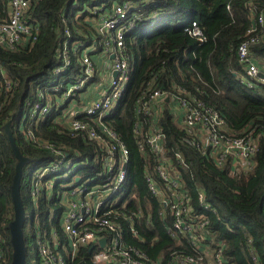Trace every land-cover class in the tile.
Segmentation results:
<instances>
[{"label":"trees","instance_id":"obj_1","mask_svg":"<svg viewBox=\"0 0 264 264\" xmlns=\"http://www.w3.org/2000/svg\"><path fill=\"white\" fill-rule=\"evenodd\" d=\"M115 1L141 4L137 11L143 17L154 11L161 14L148 28L138 25L135 31L126 35L130 81L117 108L104 118L129 152L126 196L132 198V194H136L132 203L141 201L146 214H151L149 222L147 218L135 222L142 239L131 231L128 222H122L125 241L146 250L153 259L161 256L162 264H166L176 251L194 252L187 239L178 243L165 228L166 221L144 178L145 171L153 173L147 165L150 163L153 168L159 153L149 149L143 152L140 148V144L145 148L149 146L143 136L135 134V127L141 124L145 132L150 119L143 112L137 115L135 104L142 89L156 76L159 88L184 89L216 110L233 135L261 132L252 168L234 175L230 172V163L218 165L188 144L186 132L175 123L170 112L167 111L160 120L166 133L164 154L171 156L176 168L182 170L187 189L195 196L197 186H203L208 202L216 209L206 211L210 219L208 229L214 236L213 247L225 243L224 254L233 264H264V84L256 82L247 86L240 81L244 66L237 55L239 44L247 39L246 33L256 21V18L253 21L250 8L256 15L264 12V0L30 1L26 18L40 27L37 39L17 50L0 49V85L4 83L1 68L7 71L12 84L8 94L5 87H0V236L4 240L7 264L12 260L9 224L15 211L11 185L18 160L5 125L10 124L21 152L30 159L23 168L21 198L24 210L33 209L35 242L38 232L49 237L55 229L62 235L60 216L64 206L57 193L63 186L58 184L59 181L52 182V176L39 178L35 173L55 163L63 165L66 153H55L38 140L49 141L58 147L65 144L69 159L80 158L83 164L71 177L95 176L104 169L106 155L101 151L100 143L91 139L87 131H78L76 136L58 117L64 106L38 118L32 116V109L36 102H55L57 96L62 97L70 78L81 72V54L72 52L73 44L81 43L84 47L96 43L97 52L102 50L103 38L89 20L96 15L89 9L97 5L111 8ZM5 15L6 0H0V17ZM193 21L199 24L205 40L201 41L184 29ZM256 28L259 41L251 45V52L262 64L264 29L258 22ZM66 43L72 56L70 69L56 72L57 67H62L63 57L59 51ZM78 100L81 101L80 91ZM178 155L183 157L182 162L178 161ZM26 165L32 171L27 182L24 180ZM61 174L63 171L57 173ZM71 177L68 180L72 181ZM48 182H51L49 186ZM194 207L196 212H202L196 198ZM167 222L171 223L170 218ZM24 235L28 246L25 231ZM92 247H82L79 255L68 264H92ZM27 264H30L28 249Z\"/></svg>","mask_w":264,"mask_h":264},{"label":"built area","instance_id":"obj_2","mask_svg":"<svg viewBox=\"0 0 264 264\" xmlns=\"http://www.w3.org/2000/svg\"><path fill=\"white\" fill-rule=\"evenodd\" d=\"M30 1L6 0V15L0 17V49L17 50L37 39L40 27L26 18ZM140 7L141 4L133 5L131 1H115L111 8L105 9L97 5L94 9H89L96 15L89 20L103 38L102 50L97 52L96 43L84 47L81 43L73 44L70 47L72 52L81 54V72L73 79L70 78L62 97L57 96L55 102L39 101L33 106L32 116L35 118L58 111L64 106L65 109L58 117L76 136L79 135L78 131H87L91 139L100 143V149L106 155L104 169L95 176L71 177L83 164L80 158L69 159L65 144L58 147L49 141L38 140L55 153H66V157L62 159L66 161L63 165L55 163L35 173V177L52 176V182L59 181L63 190L58 191L57 198L64 206L60 216L62 235L55 229L51 230L49 237L40 232L37 234L38 264H68L69 260H74L79 255L82 247L89 246H93L94 250L92 264H162L161 256L153 259L146 250L124 239L123 221L128 222L131 231L142 239L135 222L143 218H147L149 222L151 214H146L141 201L132 203L136 194H132V198L126 196L129 152L104 119L117 108L130 81V54L126 46V35L135 31L138 25L148 28L153 19L161 15L154 11L143 17L137 11ZM250 10L253 21L256 18L255 23L258 22L264 29V12L256 15L252 8ZM132 13L134 14L131 15ZM255 23L248 29L247 39L237 48L238 58L244 66L239 78L247 86L256 82L264 84L260 66L264 63H259L251 52V45L259 41V36L255 35ZM184 29L201 41L205 40L197 22L193 21ZM67 44L59 51L63 63L62 67L56 68V72L70 69L72 56L68 53ZM1 71L4 78L1 85L8 94L12 89L11 80L4 68ZM114 72L117 74L114 75ZM86 88L88 89L84 91ZM78 91L81 101L78 100ZM135 111L137 115L143 112L150 119L145 132L141 124L135 127V134L143 136L149 146L145 148L140 144L141 150L145 152L149 149L159 153L153 168L150 163L147 165L153 173H144L150 194L159 206L161 216L166 221L165 228L171 236L178 243L187 239L194 251L192 254L176 251L166 264H233L224 254L225 243L220 242L213 247L214 236L208 229L210 219L206 211L216 209L208 202L205 188L198 185L194 196L185 186L182 170L176 168L171 156L164 154L166 133L160 120L167 111L170 112L175 123L186 132L188 144L211 157L218 165L230 163V172L234 175L252 168V158L258 149L261 132L233 135L216 110L184 89L177 88L175 91L159 88L156 76L142 89ZM28 136L32 137V134ZM178 161L182 162L183 157L178 155ZM61 171L62 176L57 175ZM70 177L72 181L68 180ZM61 180L67 182H60ZM50 183L48 182V186ZM195 198L200 203L202 212H196ZM168 218L170 224L167 222ZM3 243L0 236V264H7Z\"/></svg>","mask_w":264,"mask_h":264},{"label":"water","instance_id":"obj_3","mask_svg":"<svg viewBox=\"0 0 264 264\" xmlns=\"http://www.w3.org/2000/svg\"><path fill=\"white\" fill-rule=\"evenodd\" d=\"M117 72H114L116 75ZM5 130L9 136L13 152L17 158L16 171L11 185L12 200L14 205L15 216L9 224L10 229V243L12 246V260L11 264H27V245L24 235L25 224V210L21 198V180L23 175V168L30 159L23 155L19 146L17 145L13 133L10 129V124L7 123ZM105 239L102 240V244Z\"/></svg>","mask_w":264,"mask_h":264},{"label":"rangeland","instance_id":"obj_4","mask_svg":"<svg viewBox=\"0 0 264 264\" xmlns=\"http://www.w3.org/2000/svg\"><path fill=\"white\" fill-rule=\"evenodd\" d=\"M264 63V62H263ZM261 66V73L264 74V65H260ZM31 168L29 165H26V172H25V177L24 180L25 182H27L30 179V175H31ZM66 172V171H65ZM26 214H27V219L26 222L24 224V231L26 233V235L28 236V262L30 264H37V248H36V242L35 239L33 237V230H32V216H33V209L32 208H27L26 210Z\"/></svg>","mask_w":264,"mask_h":264},{"label":"bare ground","instance_id":"obj_5","mask_svg":"<svg viewBox=\"0 0 264 264\" xmlns=\"http://www.w3.org/2000/svg\"><path fill=\"white\" fill-rule=\"evenodd\" d=\"M86 170V169H85Z\"/></svg>","mask_w":264,"mask_h":264}]
</instances>
